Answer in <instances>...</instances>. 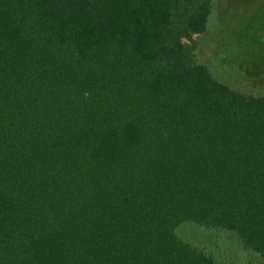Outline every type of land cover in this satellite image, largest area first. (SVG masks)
Listing matches in <instances>:
<instances>
[{
	"label": "trees",
	"instance_id": "1",
	"mask_svg": "<svg viewBox=\"0 0 264 264\" xmlns=\"http://www.w3.org/2000/svg\"><path fill=\"white\" fill-rule=\"evenodd\" d=\"M216 6L0 0V264H264V91L201 59Z\"/></svg>",
	"mask_w": 264,
	"mask_h": 264
},
{
	"label": "rangeland",
	"instance_id": "2",
	"mask_svg": "<svg viewBox=\"0 0 264 264\" xmlns=\"http://www.w3.org/2000/svg\"><path fill=\"white\" fill-rule=\"evenodd\" d=\"M216 9L210 29L197 36L201 59L237 87L263 92L264 0H217ZM250 264L262 263L252 257Z\"/></svg>",
	"mask_w": 264,
	"mask_h": 264
}]
</instances>
